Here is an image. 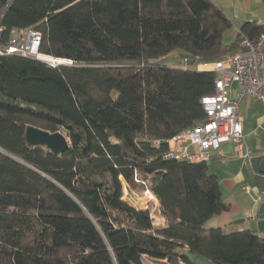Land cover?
<instances>
[{
    "label": "trees",
    "instance_id": "16d2710c",
    "mask_svg": "<svg viewBox=\"0 0 264 264\" xmlns=\"http://www.w3.org/2000/svg\"><path fill=\"white\" fill-rule=\"evenodd\" d=\"M0 28L2 42L33 28L40 54L74 62L0 56V149L17 159L0 152V264H264V237L204 227L229 209L207 163L163 157L204 123L217 75L158 63L218 60L264 24L224 46L232 23L210 0H13ZM27 127L64 133L68 150L28 146ZM124 184L154 196L165 227Z\"/></svg>",
    "mask_w": 264,
    "mask_h": 264
},
{
    "label": "built area",
    "instance_id": "2783aa9c",
    "mask_svg": "<svg viewBox=\"0 0 264 264\" xmlns=\"http://www.w3.org/2000/svg\"><path fill=\"white\" fill-rule=\"evenodd\" d=\"M2 28H0L1 38ZM41 34L33 28L9 30L5 42L0 41V56L21 55L45 62L51 67L60 64L74 65L71 60L54 59L39 53ZM46 59H42L41 57ZM186 68L217 75L214 94L201 100L206 118L204 123L188 128L168 141L165 159L205 162L209 152L216 151L223 143L232 142L239 149L244 142L240 105L246 99L259 101L264 112V31L256 38L240 37L237 50L224 54L215 61L186 62ZM236 85V89H232ZM155 141L154 146L158 147ZM248 158V155H244ZM247 191L250 188H246ZM144 195L152 198L149 191Z\"/></svg>",
    "mask_w": 264,
    "mask_h": 264
},
{
    "label": "crops",
    "instance_id": "0c3cea01",
    "mask_svg": "<svg viewBox=\"0 0 264 264\" xmlns=\"http://www.w3.org/2000/svg\"><path fill=\"white\" fill-rule=\"evenodd\" d=\"M210 1L222 9L231 21V29L235 33L244 22L255 21L258 24H264L262 0ZM172 56L173 61L177 62L174 59V51L159 59L158 63L169 60L171 63L168 65L169 67L179 68V65L177 66L172 62ZM187 59V57L184 58L185 61ZM232 89H236V85H232ZM240 115L244 134L242 147L238 151L236 144L232 142L223 143L218 150L209 152L207 162L210 173L218 178L222 200L229 204V209L208 219L204 227L221 228L224 233L229 234L250 230L251 224L254 223L255 233L260 237H264V220L258 219L256 214L258 204L254 201L257 195L256 191L251 188L254 172L250 165L252 157L264 155L263 105L259 101L246 99L240 105ZM260 129H262V133L259 135L257 132ZM261 135L262 138L259 137ZM245 154L248 155L249 159L244 157ZM246 188H250V190L247 191ZM148 207L154 210L155 218L152 217L151 213L153 223L165 227V221L160 216L159 204L154 196L149 206L146 204L142 209ZM156 264H165V261Z\"/></svg>",
    "mask_w": 264,
    "mask_h": 264
},
{
    "label": "water",
    "instance_id": "95a60500",
    "mask_svg": "<svg viewBox=\"0 0 264 264\" xmlns=\"http://www.w3.org/2000/svg\"><path fill=\"white\" fill-rule=\"evenodd\" d=\"M13 0H9L0 14V19L4 12L7 10ZM24 139L30 147H45L54 155H61L69 148V141L65 135L61 132L50 133L35 127H27L24 133ZM0 152L6 154L2 149ZM9 157L17 160L15 157L6 154ZM250 165L254 172V180L251 184V188L256 191L257 217L264 220V155L252 157L250 159ZM253 202V203H254ZM250 231L255 232L254 223L250 226Z\"/></svg>",
    "mask_w": 264,
    "mask_h": 264
},
{
    "label": "rangeland",
    "instance_id": "374dc122",
    "mask_svg": "<svg viewBox=\"0 0 264 264\" xmlns=\"http://www.w3.org/2000/svg\"><path fill=\"white\" fill-rule=\"evenodd\" d=\"M235 41V32L232 29H229L228 31H226L223 35V40L222 43L224 46H231ZM187 57L189 58L190 56H188L187 54H185L182 51H175V57L174 59L177 60V62L173 61V56L171 57L172 62L175 63V65L177 64V66L179 65L180 69H187L186 68V62L184 60V58ZM170 58V57H169ZM160 65L163 66H167L171 64L170 61H164V62H160ZM262 133V129H260L257 134H261ZM64 134V133H63ZM262 138V135L259 136ZM69 141V140H68ZM123 200L126 201L129 205H131L132 207H136V208H142L145 207V205L147 204L149 206L150 202H152V198H150L147 195H144L143 192H141L140 190H130L126 184H124V189H123ZM150 208V207H149ZM152 217L155 218L154 216V210H152ZM198 263L199 264H213L211 262L205 261L204 259H198Z\"/></svg>",
    "mask_w": 264,
    "mask_h": 264
},
{
    "label": "bare ground",
    "instance_id": "6f19581e",
    "mask_svg": "<svg viewBox=\"0 0 264 264\" xmlns=\"http://www.w3.org/2000/svg\"><path fill=\"white\" fill-rule=\"evenodd\" d=\"M42 59H46V58H44L43 56L41 57ZM152 198H153V196H152Z\"/></svg>",
    "mask_w": 264,
    "mask_h": 264
}]
</instances>
